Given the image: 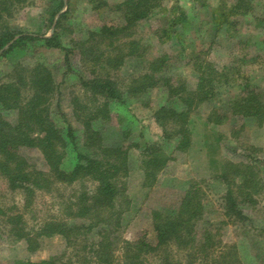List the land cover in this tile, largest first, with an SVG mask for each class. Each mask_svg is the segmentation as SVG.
Returning <instances> with one entry per match:
<instances>
[{"label": "trees", "instance_id": "16d2710c", "mask_svg": "<svg viewBox=\"0 0 264 264\" xmlns=\"http://www.w3.org/2000/svg\"><path fill=\"white\" fill-rule=\"evenodd\" d=\"M25 1L0 0V58L11 51L60 49L64 53V74L74 73L84 97L71 98L73 122L66 117L59 100L55 103L59 82L53 70L43 63L16 65L14 73L0 81V177L11 191L23 194V209L31 207L38 192L53 193L62 185L79 184L80 188H73L63 201L64 216L43 219L33 227L27 224L23 209L0 205V228L4 224L13 237L24 240L30 253L38 249L42 238L61 235L78 254L83 251L84 260L79 264H113L119 257L118 249L121 264H145L147 255L166 252L173 246L185 251V261L165 257L162 264H195L201 259L210 264H234L231 250L219 251L220 240L212 232L204 229L198 234L197 223L205 213L206 201L203 188L195 182L189 184L179 202L152 211L155 243L146 238L130 241L122 236L124 216L131 203L126 192L131 149L134 146L140 152L143 186L153 187L174 158L164 146L167 148L174 141L172 145L175 143L177 150L190 148L191 112L214 97L216 78L224 73L214 68L207 70L196 61L200 76L196 88L189 91L183 82L175 84L167 76V55L145 60L148 46L136 38L134 27L152 14L153 8L160 5L159 0L117 3L113 7L122 13L123 24H104L86 31L81 39H71L72 43H64L62 38L68 10L58 17L51 35L12 29L7 21L11 8ZM61 1L63 6L64 0ZM89 1L95 8L109 6L104 0ZM225 20L226 16L222 22ZM75 56L78 64L73 62ZM129 57L139 60L143 71L124 83L115 72ZM158 85L165 87L168 94L165 104L153 113L162 128L161 139L127 143V129L120 130L118 139L109 138L104 125L111 120L112 103L124 104L126 97L139 98ZM229 108L233 116L252 117L262 124L264 91L247 84ZM6 113L16 114L15 120L8 119ZM227 118L228 115L213 110L207 122L220 124ZM31 153L41 155L43 168L30 161ZM252 168L247 164L245 169H233L232 178L224 175L225 215L230 218L247 219L239 202L252 198L247 189L260 192ZM76 263L60 257L21 262Z\"/></svg>", "mask_w": 264, "mask_h": 264}, {"label": "rangeland", "instance_id": "374dc122", "mask_svg": "<svg viewBox=\"0 0 264 264\" xmlns=\"http://www.w3.org/2000/svg\"><path fill=\"white\" fill-rule=\"evenodd\" d=\"M104 1L109 6L95 8L89 0H64L63 6L61 0H26L11 8L7 21L14 30L51 35L58 17L68 10L62 38L64 43H72L71 39H81L88 30H96L104 24L124 23L122 13L113 7L124 0ZM159 3L149 17L134 27L136 38L148 46L145 60L167 55V76L175 84L183 82L189 91L196 88L200 76L196 61L203 63L207 70L214 68L224 75L216 78L214 97L201 102L191 112L190 148L177 150L175 143L172 145L174 141L167 148L164 146L174 158L153 187L143 186L140 152L134 146L131 149V170L126 185L131 203L124 216L122 236L130 241L146 238L155 243L152 211L179 202L185 189L195 182L203 188L206 201L205 213L197 223L198 234L204 229L212 232L215 239L220 240L219 251L231 250L234 264H264V119L260 124L252 117L238 118L231 115L229 108L230 102L247 84L264 91V0H159ZM77 61L75 56L73 62L78 64ZM19 63L29 66L43 63L53 70L59 82L55 103L59 100L66 117L74 122L71 98L75 95L83 98L84 94L74 73L64 74L63 51L44 47L29 52L11 51L0 58V81L9 78V73H14ZM142 71L143 64L129 57L115 74L126 83ZM167 96L166 88L158 85L139 98L126 97L124 104L112 103L111 120L104 125L105 134L118 139L120 130L127 129L130 130L127 143L160 140L162 128L153 113L165 104ZM213 110L228 115L224 123L207 122ZM5 115L15 120L16 114ZM61 123L65 122L61 120ZM29 155L31 162L43 168L39 153ZM247 164L253 167L260 192L247 189L252 198L239 202L247 219L230 218L225 215L224 175L232 178L233 169H245ZM73 188L78 189L80 185H62L53 193L38 192L31 207L23 209V194L11 191L0 177V205L23 209L27 224L33 227L43 219L64 216L63 201ZM74 249L64 237L54 235L42 238L38 249L30 253L26 242L13 237L1 224L0 264H21L50 257L79 264L84 260V253L81 250L78 254ZM117 255L113 264H121L120 249ZM165 257L186 259L185 251L173 246L166 252L147 255L145 264H162ZM195 264L210 263L201 259Z\"/></svg>", "mask_w": 264, "mask_h": 264}]
</instances>
